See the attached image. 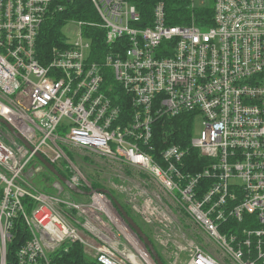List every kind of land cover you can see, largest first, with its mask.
Wrapping results in <instances>:
<instances>
[{"label": "built area", "instance_id": "1", "mask_svg": "<svg viewBox=\"0 0 264 264\" xmlns=\"http://www.w3.org/2000/svg\"><path fill=\"white\" fill-rule=\"evenodd\" d=\"M60 1L0 0V118L32 147L0 123V264L9 254L12 264H66L75 244L99 264H155L119 217H98L109 197L93 189L65 148L151 175L226 259L176 233L160 198L145 193L136 209L159 231L155 241L175 257L172 264L181 255L185 264H264V0H216L209 29L167 25L163 4L143 27L128 0H89L98 21H68L78 36H63L40 55L42 25L64 10ZM95 40L107 47L100 60ZM190 113L203 121L191 148L209 161L198 173L191 164L186 170L190 146L172 145L155 157L152 144L156 122ZM37 154L54 166L68 163V179L92 192L81 195L90 201L74 200L57 179L55 193L39 189Z\"/></svg>", "mask_w": 264, "mask_h": 264}, {"label": "trees", "instance_id": "2", "mask_svg": "<svg viewBox=\"0 0 264 264\" xmlns=\"http://www.w3.org/2000/svg\"><path fill=\"white\" fill-rule=\"evenodd\" d=\"M133 4L142 17V26L148 27L153 25L154 10L157 5L163 4L166 13V22L169 26H197L202 29H209L214 25L215 16V3L216 0H211V4L206 6L205 4L197 5L195 0H128ZM204 2V0H202ZM60 5L64 6V10H56L48 18V20L42 25L38 40H37V51L40 55L48 56L54 46L58 45L63 39V28L70 20L77 21H98L95 9L89 0H63L59 2ZM94 34H103L102 30H96ZM93 58L100 60L103 54L107 52V47L102 44L101 41L95 40L93 42ZM99 50V53H98ZM98 54V56H97ZM118 103L123 106V109L127 113H132L131 106L125 100H117ZM196 118H201L199 115L190 113L183 114L175 118H165L155 123L153 145L156 148L154 156H158L162 149L168 148L172 145H179L182 147L191 148V141L194 138V125ZM159 153V154H158ZM190 164L193 165L191 169L194 173L203 171L208 165L209 161L203 159L199 155V151L191 148L190 156L186 163V170L190 172ZM58 170V169H57ZM59 173L66 178H70L69 175ZM53 176L52 174H50ZM93 189H101L100 184H92ZM112 196L119 200L113 192ZM127 211L129 216H132L131 211L122 205ZM134 221L144 230L140 222ZM224 232V229H222ZM146 233V232H145ZM147 234V233H146ZM148 235V234H147ZM152 243L155 245L159 252V255L165 264H168L162 257L154 238L148 235ZM20 241H17L16 246L19 245ZM11 260L14 261L11 254L8 255V264H12ZM66 264H99L94 260H87L84 254L83 246L75 244L71 248V253L67 255L64 260Z\"/></svg>", "mask_w": 264, "mask_h": 264}, {"label": "rangeland", "instance_id": "3", "mask_svg": "<svg viewBox=\"0 0 264 264\" xmlns=\"http://www.w3.org/2000/svg\"><path fill=\"white\" fill-rule=\"evenodd\" d=\"M197 5H201L202 3L206 6L211 4V0H195ZM79 33V29L77 26L70 24H66L63 28V36L68 41H73ZM5 127V126H4ZM203 131V121L201 118H196L195 125H194V137L197 139L201 136ZM68 152V158L74 164L75 168L80 171L86 178L87 182L92 184H100L101 189L109 190L118 198V202L121 205H125L127 210L129 209L132 213L133 218L140 222L142 227L145 229V232L152 238L155 237L156 234L159 232L156 228L152 225L146 223L142 218L141 214L137 211L136 208H139L144 198L146 197L143 194H149L150 196L154 197L155 199L160 198L163 205L162 207L166 208L170 214L172 215L173 219L171 220L177 224L175 228V232L180 234L181 232H185L188 236L189 240L194 241L195 243H199L208 254L213 256L214 258L218 259L221 262H226V259L221 255V252L217 250L215 244L204 234L200 231L190 219L188 212L181 206L175 203L173 197L164 186H162L156 179H154L148 173L142 171L137 167L129 165L123 161L113 160L108 157L99 155L94 152L76 149V148H65ZM58 170L62 173L70 175L71 169L68 166V163L64 162L55 166ZM51 173L44 167V171L41 175L35 178L34 183L36 186L41 189L43 192L47 194L55 193L54 188L51 186L53 182L56 181L55 176H51ZM71 177V176H70ZM115 187H123L125 188L124 193L120 192L119 189H115ZM101 193V192H100ZM74 200L81 202V203H88L90 199L85 196L75 195L72 196ZM107 197H109L107 195ZM114 197V196H113ZM108 201L112 206V210L109 211V206L104 212H96L98 217L107 218L108 216L113 218L112 212L117 216L115 213L113 202L109 197ZM112 211V212H111ZM103 213V215L101 214ZM107 214V215H106ZM110 219L107 218L108 222H112ZM118 218V216H117ZM114 222H121L118 220L113 219ZM84 222V221H83ZM147 235V236H148ZM156 242V241H155ZM162 257L166 262L172 264L175 257L171 255V253H166L160 247V245L156 242ZM84 254L89 258L91 251L86 249L83 246ZM91 257V256H90ZM88 260V259H87ZM187 261L186 255H181L180 264H185Z\"/></svg>", "mask_w": 264, "mask_h": 264}, {"label": "water", "instance_id": "4", "mask_svg": "<svg viewBox=\"0 0 264 264\" xmlns=\"http://www.w3.org/2000/svg\"><path fill=\"white\" fill-rule=\"evenodd\" d=\"M0 123H2L4 126L8 128V130L14 134V136L20 140L24 145H26L29 149H32L30 144L24 140L19 134H17L13 128L6 123L3 119L0 118ZM37 158L39 161L43 164V166L52 174L55 176V178L60 181L67 189H69L71 192H73L76 195H92L93 193H85L82 190H80L76 185H74L68 178L61 175L57 168L51 164L48 160H46L41 154H37ZM98 192L104 193L105 195H108L112 202L114 211L117 214V216L126 224L131 234L140 242L142 247L146 250L150 258L155 264H165L163 260L161 259L158 250L156 249L155 245L152 243L151 239L147 234L144 232V230L134 221V219L129 216L127 211L123 208V206L118 202L117 199H115L111 192L106 189H99Z\"/></svg>", "mask_w": 264, "mask_h": 264}, {"label": "bare ground", "instance_id": "5", "mask_svg": "<svg viewBox=\"0 0 264 264\" xmlns=\"http://www.w3.org/2000/svg\"><path fill=\"white\" fill-rule=\"evenodd\" d=\"M110 206V205H109ZM110 209H111V206L109 207V211H110ZM112 210V209H111ZM114 211V210H113ZM112 212V211H111ZM112 214H113V216H114V218L116 219V220H118V218H117V216L112 212ZM129 233V232H128ZM130 234V233H129ZM130 236H131V234H130Z\"/></svg>", "mask_w": 264, "mask_h": 264}]
</instances>
